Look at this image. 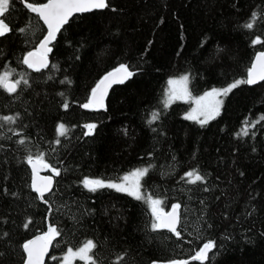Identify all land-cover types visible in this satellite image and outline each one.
Here are the masks:
<instances>
[{
	"label": "trees",
	"instance_id": "1",
	"mask_svg": "<svg viewBox=\"0 0 264 264\" xmlns=\"http://www.w3.org/2000/svg\"><path fill=\"white\" fill-rule=\"evenodd\" d=\"M46 1L10 0L11 31L0 37V75L20 81L15 93L0 88V117H17L0 121V264H23L22 245L49 224L60 235L45 264H61L87 240L98 264L120 255V264H264V81L232 89L203 125L186 119L192 100L164 103L171 76L187 74L192 95L247 79L264 50V0H107V8L72 16L51 43L48 67L36 71L23 59L47 27L26 3ZM121 64L134 75L109 88L104 107L84 108L100 78ZM88 124L96 125L91 134ZM29 155L60 171L49 168L55 182L43 198L32 187ZM140 167L150 169L145 196L163 210L181 206L180 237L152 228L146 200L82 183ZM193 170L205 180L189 183ZM209 241L210 261H193Z\"/></svg>",
	"mask_w": 264,
	"mask_h": 264
},
{
	"label": "snow or ice",
	"instance_id": "2",
	"mask_svg": "<svg viewBox=\"0 0 264 264\" xmlns=\"http://www.w3.org/2000/svg\"><path fill=\"white\" fill-rule=\"evenodd\" d=\"M10 0H0V37H4L7 33L11 31L8 23H6V13L9 12ZM26 7L33 13H37L38 16L47 25V36L44 37L43 41L40 43V47L36 52H29L27 57L23 59V63L29 68H33L36 71H40L41 68L48 67L47 54L52 51L48 45L56 39L57 33L60 32L61 28L68 23L69 18L75 13H86L93 11L95 9H104L108 7L107 0H47L46 3L34 5L32 3H26ZM258 18L257 13H253L250 22L246 23L244 27L252 29L254 23ZM20 31H24L20 29ZM254 44L261 43L259 38L253 41ZM37 58V59H33ZM12 73L5 71L0 75V88L5 89L9 93H15L17 91V86L20 81L17 80L12 82L10 77ZM133 72L129 71L128 66L121 64L113 72L105 75L95 88L92 89L91 98L88 103L84 104V108L91 107H104V98L107 94V89L113 83H123L126 79L132 77ZM188 76H183L179 80H169L170 86L181 85L180 89L175 87L170 88L168 93V98L165 100V106L167 107L172 100L182 99L184 96L190 95L187 90ZM257 81H264V52H260L256 57V62L249 68L246 80H238L233 84L229 85L224 89H213L211 92L206 93L205 96L196 99V104L199 107V115L205 117L204 120H199V116L196 115L197 109H193L186 119H197L203 125L207 123L208 119L215 118L219 115L220 106L223 101L216 99L221 95H226L231 92L232 89L238 87L240 84H255ZM27 83V81H25ZM209 98H212L209 100ZM207 101L206 103H204ZM65 109L68 108V104L63 105ZM159 118V113H153L152 120ZM17 117L14 116H3L0 117V121L5 123H15ZM88 129L87 134H91L96 128L95 124L85 125ZM58 136H65L68 132V128L64 124L58 125ZM245 135L247 131L245 130ZM20 144H24V140L18 141ZM56 143H60L59 139ZM28 163L32 165L34 174L36 173V164L42 163L45 168H51V165L43 162V156H38L34 160L31 155L27 158ZM149 168L136 169L133 172L125 175L122 178L121 183L115 182H105L101 179H89L85 178L83 180V185L89 191L95 192L98 189L111 188L118 192H125L128 195L134 197L137 200H146L149 202L152 208V214L155 217V223L152 224L154 230L160 228H166L170 232L174 233L177 237H180L181 233L177 229V225L180 222V215L178 210L180 209L179 204L172 206V211L170 213H164L159 210L158 206L162 201L158 199H153L151 196H145L142 191L141 180L148 174ZM51 171L55 175H60V171L56 168H51ZM189 178V183L203 182L205 180L204 176L199 174L198 171H189L186 174ZM44 179L43 187H38L34 181L32 187L39 193L40 197L43 198L44 193L51 192L52 177H46ZM60 235V232L55 227H49L48 232L43 237H38L37 240H42L43 244L39 247H34L37 245V240L29 241L22 245L24 252L26 253L25 264H43V257L47 252L48 245L50 242ZM215 244L211 241L206 242L203 246L195 252L192 256L193 261L207 262L210 261L209 253L215 248ZM96 244L92 240L85 241L78 249L73 250L68 248L66 255L63 257L64 264H74V261L79 259L83 264H98V260L95 254ZM215 256V252L212 253ZM124 259L123 255L117 256L114 264H120V261ZM169 264H189L188 261L173 260Z\"/></svg>",
	"mask_w": 264,
	"mask_h": 264
},
{
	"label": "water",
	"instance_id": "3",
	"mask_svg": "<svg viewBox=\"0 0 264 264\" xmlns=\"http://www.w3.org/2000/svg\"><path fill=\"white\" fill-rule=\"evenodd\" d=\"M47 2V1H46ZM46 2H44V3H46ZM29 3V2H28ZM33 4V3H32ZM40 4H43V3H40ZM34 5H39V4H34ZM75 14H79V13H75ZM75 14H73V16L75 15ZM71 18V17H70ZM69 18V19H70ZM43 21V20H42ZM44 22V21H43ZM45 24V23H44ZM46 25V24H45ZM46 27H47V25H46ZM45 36H47V32H46V34L44 35V37ZM44 37L40 40V42L37 44V46H36V48L35 49H31L29 52H36L38 49H39V47H40V43L43 41V39H44ZM53 42V41H52ZM51 42V43H52ZM51 43L48 45V47H50L51 48ZM28 52V53H29ZM260 52H264V50H260V51H258L257 53H256V55H255V57H254V59H253V62H252V65L256 62V57L259 55V53ZM27 53V54H28ZM27 54H26V56L25 57H27ZM49 54V53H48ZM48 54H47V60H48ZM33 59H37V58H33ZM251 65V66H252ZM118 68V67H117ZM116 68H114V69H112V70H110V71H108L106 74H104L101 78H100V80L105 76V75H107L108 73H110V72H113L114 70H115ZM248 75V74H247ZM11 79V78H10ZM99 80V81H100ZM11 81L12 82H15V80H13V79H11ZM99 81L97 82V84L99 83ZM258 82H260V81H257V83ZM96 84V85H97ZM114 84V83H113ZM113 84H111V86L113 85ZM256 84V83H255ZM96 85H95V87H96ZM110 86V87H111ZM94 87V88H95ZM109 87V88H110ZM109 88L107 89V93H108V90H109ZM107 95V94H106ZM90 98H91V96H90ZM105 98H106V96H105ZM105 98H104V101H105ZM98 108V107H97ZM34 160L36 159V158H33ZM43 162L44 163H47L46 161H44L43 160ZM48 164V163H47ZM49 165V164H48ZM30 167H31V169H32V184H33V182L35 181L36 182V184H37V186L38 187H43V185H44V179L43 178H46V177H49V176H51L52 177V185H51V190H52V188H53V186H54V182H55V177H54V175L53 174H51V173H47V171L49 170V168H45L44 166H43V164L42 163H37L36 164V173L34 174V172H33V167H32V165H30ZM34 189V188H33ZM48 192L46 191L45 193H44V195L45 194H47ZM172 211V207L171 208H169V209H167V210H162V212H164V213H170ZM178 212H179V210H178ZM179 215H180V212H179ZM179 225V224H178ZM178 225H177V228H178ZM49 227H51V225L49 224L48 225V227H47V229L44 231V232H40V233H37V234H35L34 236H32V237H30L25 243H27V242H29V241H33V240H37V238L38 237H43V236H45V234L48 232V229H49ZM53 242H54V239L50 242V244L48 245V248H47V252L45 253V255H44V257H43V264H45L46 263V259H47V257H48V255L50 254V252H51V249H52V245H53ZM24 243V244H25ZM43 244V241L42 240H37V245L36 246H34V247H39L40 245H42ZM26 259V258H25ZM176 260H181V261H188V260H186V259H176ZM170 261H173V260H170ZM169 260H157V261H153L151 264H169V262H170ZM23 264H25V261H24V263Z\"/></svg>",
	"mask_w": 264,
	"mask_h": 264
},
{
	"label": "rangeland",
	"instance_id": "4",
	"mask_svg": "<svg viewBox=\"0 0 264 264\" xmlns=\"http://www.w3.org/2000/svg\"><path fill=\"white\" fill-rule=\"evenodd\" d=\"M183 76H188V75H187V74H182V75L171 76V77H169L168 81H169V80H179V79H180L181 77H183ZM188 78H189V76H188ZM236 81H238V80H235V81H233V82H230V83H228V84H226V85H224V86L209 88V89L203 91L202 93H200V94H198V95H192V94H191V90H190V83H189V79H188V81H187V90H188V93H190V95L184 96V98H182V99H174V100H172V101H175V100H185V101H186V100H192V105H191V107L188 109V111L185 113V115L188 116L190 113L193 112V109H197V113H196V115L199 116V120H204L205 117H204L203 115H199V107H198V105L196 104V99L199 98V97H203V96H205L206 93L211 92L213 89H224V88H227L229 85L233 84V83L236 82ZM173 87H175L176 89H180L182 86H181V85L170 86L169 83H168V86H167V98H168V93H169L170 88H173ZM223 98H224V95H221V96L217 97L216 99H219V100H222V101H223ZM211 99H212V98H209V100H211ZM206 102H207V101H205L204 103H206ZM221 106H222V105H221ZM221 106H220V109H221ZM219 111H220V110H219ZM195 120H197V119H195ZM199 120H198V121H199ZM208 120H210V119H208ZM143 168H145V167H140V168H137V169H143ZM134 170H136V169H133V170L127 172V173H124V174H123L121 177H119V178L103 179V180H104L105 182L121 183V182H122V178H123L125 175H128L129 173L133 172ZM101 180H102V179H101ZM158 208H159V210H161V211L163 210V209L160 207V205L158 206ZM81 245H82V244H81ZM81 245H79V246H77V247H70V248H72L73 250H76V249H78ZM66 252H67V251H66ZM66 252L63 253V255H62V258H61V260H60V263H61V264H64L63 257L66 255ZM74 264H83V262L80 261L79 259H77V260L74 261Z\"/></svg>",
	"mask_w": 264,
	"mask_h": 264
},
{
	"label": "flooded vegetation",
	"instance_id": "5",
	"mask_svg": "<svg viewBox=\"0 0 264 264\" xmlns=\"http://www.w3.org/2000/svg\"><path fill=\"white\" fill-rule=\"evenodd\" d=\"M47 173H49V172L47 171Z\"/></svg>",
	"mask_w": 264,
	"mask_h": 264
}]
</instances>
